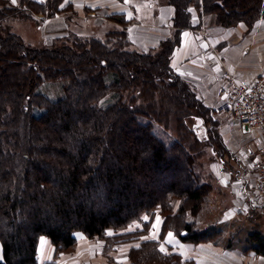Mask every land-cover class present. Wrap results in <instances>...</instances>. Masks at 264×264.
<instances>
[{
	"label": "trees",
	"instance_id": "16d2710c",
	"mask_svg": "<svg viewBox=\"0 0 264 264\" xmlns=\"http://www.w3.org/2000/svg\"><path fill=\"white\" fill-rule=\"evenodd\" d=\"M63 1L0 0V264H38L41 236L61 250L76 244L78 232L131 240L146 234L148 223L129 226L158 208L162 234L173 228L183 241L217 242L221 229H197L185 215L211 190L196 168L197 146L208 145L221 160L229 149L220 117L174 70L172 57L183 32L201 27L195 13L214 17L220 29L251 30L264 19V0H140L173 8L171 35L145 50L129 47L126 29L107 31L106 40L71 33L35 46L2 25L10 15L30 18L29 9L54 16ZM110 18L124 23L126 16ZM172 119L184 131L179 138L159 133ZM174 199L181 200L175 212ZM249 240L264 255V233L255 229ZM129 258L182 260L155 239L133 247Z\"/></svg>",
	"mask_w": 264,
	"mask_h": 264
},
{
	"label": "rangeland",
	"instance_id": "374dc122",
	"mask_svg": "<svg viewBox=\"0 0 264 264\" xmlns=\"http://www.w3.org/2000/svg\"><path fill=\"white\" fill-rule=\"evenodd\" d=\"M8 1L9 4L11 5H19V3L21 2V0H16L15 3H13L12 0H8ZM133 2L136 7V10L144 17L145 20L151 18L148 17L151 15V12L148 11L147 4L142 3L140 0H134ZM151 4L154 5L157 9L163 6H169L165 3V1L159 3V5H157L156 3L155 4L150 3L149 5ZM21 6H23V8H27V6L25 5H21ZM67 8L72 9V6L68 5ZM157 9H156V13L157 11L160 10ZM28 11L30 12L31 15L30 18L24 16L20 17V16L10 15L3 20L2 25L4 27L8 26V28L12 32L19 34L26 41V43L31 45H35V46L40 44L50 45L52 44L53 39L56 40L57 38L58 39L63 38L71 33L72 35L76 34L82 37L97 36L103 40H106L107 37L105 34L107 31L126 29L127 40H129L131 43L129 46L131 49L145 50L155 46V45L154 46L147 45L146 47L143 40L141 39L142 38L141 35H138L137 29L136 28L132 29L130 27L131 25L127 21L125 22V20L127 19L123 21L124 23L117 22L116 20H112V19L102 20L101 22L99 21L100 23L97 26L99 30L94 31L96 29L94 28L95 20L86 21L84 20V18H80L74 12L70 13V17L72 18L73 25H72V30H70L68 34L60 35V36H53V35L47 36L39 28V24L43 23L42 20L39 18H35L37 14L43 12L34 9H29ZM47 17H52V16H47ZM140 20L141 19H139L137 16L135 17L134 21H136L135 23H137ZM101 29H105V32L101 31ZM246 29L247 32L250 31L248 27ZM207 32L208 31L203 32L202 38L204 37V35L208 34L214 37V39H216L218 42V45L216 47L217 50L215 51L214 56L211 58L212 62L215 63L217 61H220L221 62L220 64L222 66L224 65L227 68H230L233 71H235V69L230 67V65L226 62V59L224 58L222 53L219 52L218 49L220 43L226 40V38L223 37V39L218 40V37H215ZM253 46L254 43L252 47ZM256 53L261 57V60L264 61L263 59L264 40L260 43H256L252 54L256 55ZM204 58L206 59L207 62L209 61L207 56H205ZM174 70L178 74H180L185 81L190 82L191 80L190 83L193 86L195 87L202 86L203 88L205 87L207 89L206 92L209 93L212 98L210 104L208 105L214 109V105L217 102V87L215 85L212 87L208 86L206 81L201 76H198L199 74L195 73L189 67L183 66V68H179L177 70L174 69ZM197 78H201V81L198 80ZM47 87L48 85L45 84L43 88L45 92ZM58 89L59 86L54 85L53 87H51L50 93L52 95H56V91ZM204 102L207 103V101L205 100ZM217 116L220 117L221 119L219 125V132L221 133L223 140L226 144V147L229 149V152L225 153L222 156V159L224 160H221L220 157L215 156V154L212 152L211 148L208 145L202 144L201 147L200 145L197 146L198 148L195 151V153H198V156L196 157V168L197 170L201 171V173H203L204 179L211 183V190L203 197V199L199 203L200 204L199 210L197 209L195 211L192 209L191 211L190 209H188L186 211L185 219L186 221L193 223L195 228L197 229H207L209 227H216L221 229L222 232L219 234V238H217L218 240H216L217 242L211 241L216 245H220L223 247L238 246V247H242V248L246 247L250 249L252 245V243H250L251 241L249 240L250 234L254 232L255 229H259L264 233V198H262L259 193V187L255 175V169L253 166H251L250 162L248 161L245 152V147L251 144L254 141V138L251 137L249 134L245 133V131L239 129L237 124L230 122L229 118L219 114H217ZM173 121L174 120L172 119L171 121L172 125L171 127L169 126L170 128H168V130L164 128L163 130L165 131L159 130V133L163 137H167L171 139V136L173 135V137L179 138L182 134H184V131L176 128L175 121L174 122ZM196 129L200 137H204L207 133V130L204 126H198ZM170 134L171 136H168ZM220 168H223L224 173L219 172ZM242 182L245 183L246 187H248L249 189V205L246 207L243 205L241 206L240 204L241 199L239 196V187ZM174 200L175 203H173V211L175 212L178 210L179 205L181 204V200L180 199H174ZM142 219L143 220H140L141 222L136 221L133 224H131L128 230L145 229L144 223L147 222L148 223L146 230L147 233L140 235H133L128 238L131 240L128 241L122 240L118 242L117 241L118 238L116 237H112L109 239L97 238V237L89 238L87 235L83 233L85 237L88 238V242H86V244L90 243L88 244L87 247L84 245L79 246L77 239L76 244L69 249H65V250L57 249V247L54 245L56 247V253L57 254L62 252L74 253V252H78L80 249L82 250L86 248L89 251L99 252V255L100 254L103 255L104 258L103 257L100 258L106 260L105 263L132 264L129 258L130 250L133 247H138L142 241H146L150 239L158 240L160 249L161 248L164 249L163 251L162 250L161 251L166 254H171V253L180 254L179 252H177L178 251V249L176 248L177 243H179V241L189 242V241L181 240L179 236L175 233L173 228L167 229L162 234L165 215L163 212L160 211L159 208L158 211H156L153 215H143ZM115 232L117 231L110 230L108 234L114 235ZM169 233L172 234L171 238L168 235ZM77 234L81 235V232H78ZM161 234L163 235L162 237ZM190 243L198 244L195 242H190ZM180 255L182 256V260L178 263L165 261V262H152L147 264H188L189 262H194L190 259H186L187 257L185 258L184 255L182 254Z\"/></svg>",
	"mask_w": 264,
	"mask_h": 264
},
{
	"label": "crops",
	"instance_id": "0c3cea01",
	"mask_svg": "<svg viewBox=\"0 0 264 264\" xmlns=\"http://www.w3.org/2000/svg\"><path fill=\"white\" fill-rule=\"evenodd\" d=\"M43 2L45 0H36ZM134 0H64L61 4L62 12L52 17H47L43 13L37 14L35 18L42 20L39 28L47 36L66 35L72 30L73 21L70 13L74 12L84 20H95L96 28L102 20L110 19L112 14H124L127 22L132 29L136 28L138 35L144 44L154 46L160 40L171 35L173 30L172 16L173 8L163 6L156 8L149 5L147 9L151 12L148 19L138 13L134 5ZM68 5L72 6L67 8ZM156 9L159 10L156 13ZM138 13V14H137ZM141 19L135 23V17ZM69 19V20H68ZM195 22L201 21V27L196 29H187L183 32L182 43L176 48L172 57V66L174 69L185 67L191 68L198 76H201L208 86V75L212 72L209 63L204 58L202 52V34L205 31L218 37V40L226 38L218 46L219 52L222 53L226 62L235 69L237 76L240 78H253L257 75L264 74V61L256 53L253 55L256 43L264 40V19H259L253 28L247 32L245 24H239L235 27L220 29L214 23V17L206 15H194ZM100 21V22H99ZM132 21V22H129ZM129 27V28H130ZM247 33V34H246ZM151 39V40H150ZM150 40V41H149ZM147 41V43H146ZM254 43V46L252 47ZM253 50V51H252ZM264 59V57H263ZM190 61V63H189ZM197 87V86H196ZM200 96L210 104L211 96L206 92V88L197 87ZM216 95V94H215ZM263 209V208H262ZM78 244L88 246V238L83 233L77 234ZM150 238V237H149ZM176 248L177 252L184 255L186 259L194 261L195 264H264V255L257 254L253 249L246 247H223L212 242H200L198 244L179 241ZM0 245V261L3 258ZM247 249V250H245ZM189 256V257H188ZM99 252H92L88 249H80L74 253H56V247L47 236H41L38 243V264H108L101 258ZM104 258V257H103ZM117 264V263H110Z\"/></svg>",
	"mask_w": 264,
	"mask_h": 264
},
{
	"label": "built area",
	"instance_id": "2783aa9c",
	"mask_svg": "<svg viewBox=\"0 0 264 264\" xmlns=\"http://www.w3.org/2000/svg\"><path fill=\"white\" fill-rule=\"evenodd\" d=\"M217 45V40L208 34L202 38V51L208 57L212 68L207 82L217 87L214 109L217 114L229 118L230 122L237 124L239 129L254 138L245 147V152L255 169L259 193L264 198V74L253 78H240L232 69L222 66L220 61L213 63L211 58ZM197 79L201 81V78ZM219 172L224 173L223 168ZM239 196L241 206H248L249 189L243 182L239 187Z\"/></svg>",
	"mask_w": 264,
	"mask_h": 264
},
{
	"label": "snow or ice",
	"instance_id": "6c2138e0",
	"mask_svg": "<svg viewBox=\"0 0 264 264\" xmlns=\"http://www.w3.org/2000/svg\"><path fill=\"white\" fill-rule=\"evenodd\" d=\"M12 2H13V3H15V2H16V0H12ZM145 219H146V217H145ZM168 235H169V237L171 238L172 234H171V233H169ZM161 250L163 251L164 249H163V248H161Z\"/></svg>",
	"mask_w": 264,
	"mask_h": 264
}]
</instances>
